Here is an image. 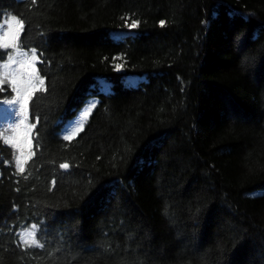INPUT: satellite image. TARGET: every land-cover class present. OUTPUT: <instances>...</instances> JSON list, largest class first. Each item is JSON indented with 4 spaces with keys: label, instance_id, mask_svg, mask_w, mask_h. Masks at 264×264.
<instances>
[{
    "label": "trees",
    "instance_id": "1",
    "mask_svg": "<svg viewBox=\"0 0 264 264\" xmlns=\"http://www.w3.org/2000/svg\"><path fill=\"white\" fill-rule=\"evenodd\" d=\"M13 16L0 102L16 61L36 90L0 123V264H264V0H0V37Z\"/></svg>",
    "mask_w": 264,
    "mask_h": 264
},
{
    "label": "snow or ice",
    "instance_id": "2",
    "mask_svg": "<svg viewBox=\"0 0 264 264\" xmlns=\"http://www.w3.org/2000/svg\"><path fill=\"white\" fill-rule=\"evenodd\" d=\"M7 23H8V31L4 32L3 37H0V40L3 41V43H0V47H3V48L16 46V42L19 40V37H20V32L23 30L22 21L18 20L15 16L11 17L10 20L7 21ZM164 24H165L164 21H160V25L162 27L164 26ZM137 25H138V22L134 21L131 27L135 28L137 27ZM35 59H36V54H35V50H33V55L31 57V60H35ZM21 66L24 67L25 62H21ZM28 66L31 67L30 61L28 62ZM5 67H7V65H5ZM34 74H35V68H32V71L29 74V78L27 80L18 79L14 77L13 80L11 81V84L13 86L12 90L16 93L17 99L4 101V103L12 106V111L15 112V105L18 100L19 109H20L19 115L23 117V119L20 120L21 125H23L25 123V120H27L29 100L32 98L33 92L36 90L33 86H31V77ZM2 82L3 81H0V83ZM40 83L43 84L44 81L40 80ZM0 91H3V89H0ZM93 107H95L94 104H93ZM90 111L91 109L84 112L85 118L88 116ZM28 127H29V132H30L31 129L35 127V125H29ZM16 131H17V136L19 137H23V135H25L19 132V126H16ZM64 138L67 140L70 137L65 136ZM5 143L12 145V147L14 148L20 147L21 157H23L22 143L20 139L14 136L13 138L7 139ZM29 147H31V140H29ZM21 157H17L16 163L18 165V172L23 173L24 172L23 164L25 162V159H21ZM61 167L65 168L67 167V165L62 164ZM25 242L27 243V241ZM33 243H36V241L33 240Z\"/></svg>",
    "mask_w": 264,
    "mask_h": 264
},
{
    "label": "rangeland",
    "instance_id": "3",
    "mask_svg": "<svg viewBox=\"0 0 264 264\" xmlns=\"http://www.w3.org/2000/svg\"><path fill=\"white\" fill-rule=\"evenodd\" d=\"M15 77L18 79H25V77L23 76L22 71H21L19 66L16 68ZM14 99H17L16 95H15ZM18 107H19V102L17 100V103L15 105V111L17 110ZM13 113L14 112L12 111V106L4 103V101L0 102V121L5 119V118L8 119L9 114H13Z\"/></svg>",
    "mask_w": 264,
    "mask_h": 264
}]
</instances>
